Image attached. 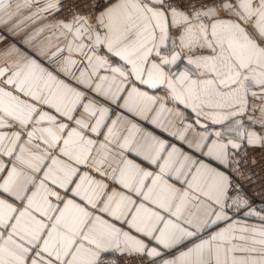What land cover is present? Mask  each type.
Listing matches in <instances>:
<instances>
[{
  "label": "snow or ice",
  "instance_id": "6c2138e0",
  "mask_svg": "<svg viewBox=\"0 0 264 264\" xmlns=\"http://www.w3.org/2000/svg\"><path fill=\"white\" fill-rule=\"evenodd\" d=\"M0 264H264V0H0Z\"/></svg>",
  "mask_w": 264,
  "mask_h": 264
},
{
  "label": "crops",
  "instance_id": "0c3cea01",
  "mask_svg": "<svg viewBox=\"0 0 264 264\" xmlns=\"http://www.w3.org/2000/svg\"><path fill=\"white\" fill-rule=\"evenodd\" d=\"M39 26V22L36 25H32L31 27L35 28ZM46 34H42L41 36L37 37V43L44 40Z\"/></svg>",
  "mask_w": 264,
  "mask_h": 264
}]
</instances>
